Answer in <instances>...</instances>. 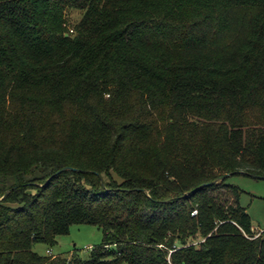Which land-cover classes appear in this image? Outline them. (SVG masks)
Segmentation results:
<instances>
[{
    "label": "trees",
    "instance_id": "16d2710c",
    "mask_svg": "<svg viewBox=\"0 0 264 264\" xmlns=\"http://www.w3.org/2000/svg\"><path fill=\"white\" fill-rule=\"evenodd\" d=\"M241 173L264 177V0H0V264H264L241 190L199 189ZM80 225L88 258L35 251Z\"/></svg>",
    "mask_w": 264,
    "mask_h": 264
},
{
    "label": "rangeland",
    "instance_id": "374dc122",
    "mask_svg": "<svg viewBox=\"0 0 264 264\" xmlns=\"http://www.w3.org/2000/svg\"><path fill=\"white\" fill-rule=\"evenodd\" d=\"M82 15V12L76 9L66 11L67 25L72 33ZM227 183L241 190L240 205L247 209L253 227L264 231V180L247 175H234L228 179ZM103 240V232L97 227L90 225L72 226L70 233L60 237L54 248L39 244L35 247V251L42 256L48 255V251H51L52 255L70 258L74 252H78L82 258L86 259L90 250L102 244Z\"/></svg>",
    "mask_w": 264,
    "mask_h": 264
},
{
    "label": "water",
    "instance_id": "95a60500",
    "mask_svg": "<svg viewBox=\"0 0 264 264\" xmlns=\"http://www.w3.org/2000/svg\"><path fill=\"white\" fill-rule=\"evenodd\" d=\"M66 170H69V169H65L63 171H66ZM241 175H245V174L241 173ZM230 177H231L230 175H226V176L220 178L219 180H216V181H214V182H212V183H210L208 185L201 186L199 189L204 188L205 186L219 184L220 182L225 181L226 179H229ZM253 177L256 178V179H263L264 180V177H261V176H253ZM199 189L195 190L194 192H197Z\"/></svg>",
    "mask_w": 264,
    "mask_h": 264
},
{
    "label": "built area",
    "instance_id": "2783aa9c",
    "mask_svg": "<svg viewBox=\"0 0 264 264\" xmlns=\"http://www.w3.org/2000/svg\"><path fill=\"white\" fill-rule=\"evenodd\" d=\"M197 213L195 212L193 215H196ZM254 233L256 236H260L264 231H261V230H257V229H253ZM48 255L49 256H54L52 255L51 251H48Z\"/></svg>",
    "mask_w": 264,
    "mask_h": 264
},
{
    "label": "crops",
    "instance_id": "0c3cea01",
    "mask_svg": "<svg viewBox=\"0 0 264 264\" xmlns=\"http://www.w3.org/2000/svg\"><path fill=\"white\" fill-rule=\"evenodd\" d=\"M241 175V174H240ZM253 229H255L254 227H253Z\"/></svg>",
    "mask_w": 264,
    "mask_h": 264
}]
</instances>
